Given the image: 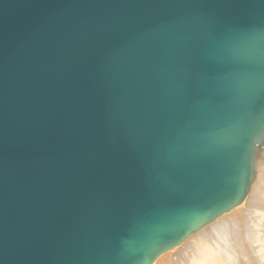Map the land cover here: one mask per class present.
<instances>
[{
    "label": "water",
    "instance_id": "obj_1",
    "mask_svg": "<svg viewBox=\"0 0 264 264\" xmlns=\"http://www.w3.org/2000/svg\"><path fill=\"white\" fill-rule=\"evenodd\" d=\"M263 134L264 0H0V264H153Z\"/></svg>",
    "mask_w": 264,
    "mask_h": 264
},
{
    "label": "bare ground",
    "instance_id": "obj_2",
    "mask_svg": "<svg viewBox=\"0 0 264 264\" xmlns=\"http://www.w3.org/2000/svg\"><path fill=\"white\" fill-rule=\"evenodd\" d=\"M262 136L254 155V177L245 201L191 233L153 264H190L187 262L190 258L194 259L191 264H264V212L253 211L255 207V211H264V173L258 174L264 171V134Z\"/></svg>",
    "mask_w": 264,
    "mask_h": 264
},
{
    "label": "rangeland",
    "instance_id": "obj_3",
    "mask_svg": "<svg viewBox=\"0 0 264 264\" xmlns=\"http://www.w3.org/2000/svg\"><path fill=\"white\" fill-rule=\"evenodd\" d=\"M256 173H258V171H257ZM263 173H264V171H262V172L260 171L258 174L261 175V174H263ZM245 198H246V197H245ZM248 198H249V197H248ZM244 201H245V199H244ZM244 201H243V202H244ZM246 201H248V200H246ZM245 203H246V202H245ZM242 204H243V203H242ZM240 207L243 208L242 206H240ZM246 209H247V208H246ZM255 209H256V207H255ZM255 209L253 210L255 213L262 214V213L264 212L263 210H262V211H261V210H256V211H255ZM258 211H259V212H258ZM186 257H187V256H186ZM170 259H171V257H170ZM192 260L194 261V259H191V258H190V260H188L187 262H189V263L191 264V263H192ZM190 261H191V262H190ZM204 261H205V260H204ZM200 264H204V263L202 262V263H200Z\"/></svg>",
    "mask_w": 264,
    "mask_h": 264
}]
</instances>
